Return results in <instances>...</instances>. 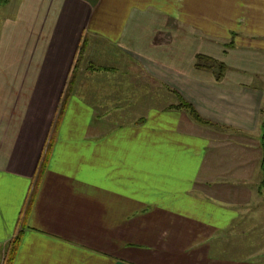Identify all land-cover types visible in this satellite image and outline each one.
<instances>
[{
  "label": "crops",
  "instance_id": "1",
  "mask_svg": "<svg viewBox=\"0 0 264 264\" xmlns=\"http://www.w3.org/2000/svg\"><path fill=\"white\" fill-rule=\"evenodd\" d=\"M263 109L264 0H0V264H264Z\"/></svg>",
  "mask_w": 264,
  "mask_h": 264
},
{
  "label": "trees",
  "instance_id": "2",
  "mask_svg": "<svg viewBox=\"0 0 264 264\" xmlns=\"http://www.w3.org/2000/svg\"><path fill=\"white\" fill-rule=\"evenodd\" d=\"M199 61H207V59L202 57L199 59ZM215 65H217L219 68V74L218 75L222 76L224 71H225V66L223 64H214L213 63L211 68L214 67ZM172 92L179 97V104L173 106V108L185 109L186 111H188V113L190 114L192 119L199 124L207 125V126H216V124L214 122L202 117L200 115V113L193 107V105L186 102L184 99H182V97L177 92H175V91H172ZM262 128L264 130V109L262 110ZM261 146H262V150H263V158H262V163H261V169H262V173H263V182L261 184V189L264 190V131H263V134L261 137ZM18 242H19V238L13 240L10 243L5 264H13Z\"/></svg>",
  "mask_w": 264,
  "mask_h": 264
},
{
  "label": "rangeland",
  "instance_id": "3",
  "mask_svg": "<svg viewBox=\"0 0 264 264\" xmlns=\"http://www.w3.org/2000/svg\"><path fill=\"white\" fill-rule=\"evenodd\" d=\"M140 73H142L141 71L138 73V78H137V82L139 81L141 84H142V86H146V88H147V90H155V88L157 89L158 88V85H154L153 84V80L152 79H150L147 75H146V77H144L143 75H140ZM136 76V74H134L133 76H132V78L133 77H135ZM143 81H144V83H143ZM153 92V91H152ZM157 93H158V91H157ZM263 134V133H262ZM262 137V136H261Z\"/></svg>",
  "mask_w": 264,
  "mask_h": 264
}]
</instances>
